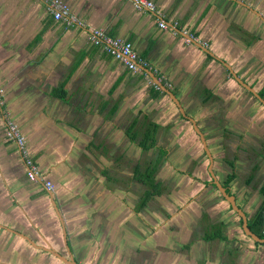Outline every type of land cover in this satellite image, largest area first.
Listing matches in <instances>:
<instances>
[{
  "label": "crops",
  "instance_id": "obj_1",
  "mask_svg": "<svg viewBox=\"0 0 264 264\" xmlns=\"http://www.w3.org/2000/svg\"><path fill=\"white\" fill-rule=\"evenodd\" d=\"M63 1L84 28L55 21L38 0H0V263L66 264L40 248L68 257L65 239L77 264H260V254L238 241L243 234L228 205L210 202L201 137L173 100L151 87L148 72L172 85L207 146L217 145L227 128L226 101L233 99L236 118L243 98L225 64L246 82H264V0H151L155 13L137 10L132 0ZM91 28L131 42L152 71H128L90 42ZM185 31L196 42L187 44ZM5 118L26 136L52 192L27 179L17 146L5 137ZM134 123L158 126L149 150H156L154 162L166 158L162 137L176 129L172 123L191 128L179 148L193 146L201 184L177 171L187 183L175 176L168 192L157 172L159 195L142 205L140 185L133 204L114 209L111 130ZM175 153L174 162L185 159ZM217 229L222 237L207 239Z\"/></svg>",
  "mask_w": 264,
  "mask_h": 264
},
{
  "label": "rangeland",
  "instance_id": "obj_2",
  "mask_svg": "<svg viewBox=\"0 0 264 264\" xmlns=\"http://www.w3.org/2000/svg\"><path fill=\"white\" fill-rule=\"evenodd\" d=\"M256 85L261 87V84ZM242 96L243 98L241 97L239 102H242L241 106L245 108L243 110L245 114L236 118H233L234 115H232L229 119L226 115H224L225 117L222 116V118L224 117V119H227L226 125L234 128L232 129L234 132L227 130L225 133L224 130H222L223 139L221 142L219 141L220 143H217V145L215 143L212 146H208L215 163L213 165L214 174L219 179H223L229 171L227 161L233 160L235 162L238 176L242 178L238 182V185L233 187L240 190L238 193L240 199H242V196L240 195L241 190L245 193L248 190L252 191L251 186L245 185V179L248 178L249 174L254 173L256 176V179L252 182L254 188L253 191L256 190V187L264 177V112L261 111V106L260 108L257 107V103L248 94V92H246V90H243ZM239 102L236 104L237 107L240 106ZM234 108L235 103H233V99L230 98L226 101V108L223 109V111L227 110L229 115L232 112H235ZM256 108H258V111ZM238 110L240 111V108H238ZM178 121H181L179 117ZM172 125H175L176 129L170 130L168 134L164 135V137H162V145L160 144L161 147L165 148L170 153L166 155V158L161 162L158 169L159 180L168 185V192H172V190H174L170 181H172V178L175 176L181 180V186H184L187 183L186 179H182L180 173L176 174L177 171H185L187 175L188 173H191V180L197 178L195 184L196 186L201 184L203 177V174H197V171L195 170L197 166L195 160L197 158L194 155L193 146L188 147V149L184 151L182 148H179L180 138H186L193 130L191 128H184L183 125H177V123H172ZM189 126L190 125H188V127ZM221 127L223 128V123ZM200 131L204 134L202 130ZM218 133L219 132L212 130L210 135ZM168 138L171 139L170 143ZM199 150L201 155L198 159H201L202 148ZM175 152L178 153L174 157L179 159L180 155L184 153L185 159L182 158L183 160L181 159L179 162H174L175 159L171 157V154ZM204 155L205 158L208 157L206 156L205 151H203V156ZM112 156L121 157L119 164L122 165L120 168L116 167L115 170L111 169V195H113L111 196V206H114V209H117L120 205L127 206L133 204L134 201L137 200L136 197L139 196L143 188L130 180L132 166L139 162L146 165L148 162L154 160L156 150L144 152L138 148L137 144H133L129 141L124 131L111 130V157ZM259 178L261 180H258ZM204 192H206V189L202 188L199 193L202 194ZM122 193H124V195ZM128 194L129 198H127ZM209 195L211 196L210 202H212V206H214L216 201L221 200L218 196V192L214 188L210 189ZM116 198L118 199L117 201H115ZM244 210L250 217H252L256 212V209L249 206H245ZM3 234H5L3 230H0V236L4 237ZM6 239H8V237H6ZM260 260V264H264V253H260Z\"/></svg>",
  "mask_w": 264,
  "mask_h": 264
},
{
  "label": "built area",
  "instance_id": "obj_3",
  "mask_svg": "<svg viewBox=\"0 0 264 264\" xmlns=\"http://www.w3.org/2000/svg\"><path fill=\"white\" fill-rule=\"evenodd\" d=\"M44 4L49 11L50 15L55 21L62 22L66 27L84 28L85 24L76 17L69 5L63 0H38ZM134 7L139 11H146L150 13H155L156 5L151 0H132ZM159 27L161 29H167V23L161 20L159 22ZM89 40L95 46L102 47L104 51L115 58L117 61L121 62L128 71L137 72L141 69H147L152 71V67L149 62L142 58L133 48L131 42L125 41L120 38H112L108 36L104 30L100 28H91L88 30ZM186 36L185 42L190 44L191 42H196L197 38L188 32H184ZM204 47H208L207 43H203ZM157 82L162 83L165 87L171 89L172 85L162 77L157 78ZM151 87L155 90H161L160 86L154 82L150 81ZM3 91L0 90V101L2 100ZM5 137L10 142H13L20 153L23 163L26 167V177L30 182H42L44 188L48 192H52L55 188L52 181L45 178L41 168L37 164L36 160L32 156L28 145L27 138L19 128V126L12 120L5 118ZM264 215V214H263ZM261 235L264 237V222L261 230Z\"/></svg>",
  "mask_w": 264,
  "mask_h": 264
},
{
  "label": "flooded vegetation",
  "instance_id": "obj_4",
  "mask_svg": "<svg viewBox=\"0 0 264 264\" xmlns=\"http://www.w3.org/2000/svg\"><path fill=\"white\" fill-rule=\"evenodd\" d=\"M244 81V80H243ZM247 85H249L251 88H253L255 90V92L259 95V97L261 99L264 100V96H260V93L262 91H264V82L263 81H260V80H257V81H254V82H246L244 81ZM256 84H261V87H258V85ZM239 86H241L239 84ZM241 88L243 90H246V92H248V94L253 98V100H255V102L257 103V107L260 108L261 106V111L264 112V104L260 101V99L255 96L252 92L248 91L246 88L242 87ZM245 108L244 107H240V112H239V115L238 116H241L242 114H245V112L243 111ZM257 111H258V108H256ZM260 113V112H259ZM230 117H232L231 114H227V118L229 119ZM233 118H235L233 116ZM227 128L224 129V132L226 133L227 130L231 131V132H234L232 131V129H234L233 127L231 128L230 126H226ZM236 127V126H235ZM130 128H126V130H124L125 132V135L126 137L129 139L130 142H132L133 144H137L138 145V148L141 149L140 145H139V141H136V142H133L131 141V139L129 138L127 132ZM236 132V131H235ZM205 137V136H204ZM208 147V146H207ZM156 148V147H155ZM160 148V147H158ZM204 148V147H203ZM205 151V150H204ZM145 152V151H144ZM167 154H169V152L167 151ZM207 155V153H206ZM208 156V155H207ZM212 157V162L214 164V159H213V156ZM162 160V159H161ZM121 161V157H116V156H112L111 157V169L112 170H115L116 167H121L122 165H120ZM154 162V160L148 162L146 165H143L142 163H136L132 166V169H131V172H130V175H132V177H134V182H136L137 184L141 185L143 188H145L144 190V193L142 194V197L144 198L145 196V192L148 190V188L146 187V185L144 183H142L141 181H139L136 176L137 175H142L144 174L146 171H147V168ZM162 161H159V164H158V169H159V166L161 164ZM211 162L209 160V166H210ZM227 165H228V173H226L225 177L223 179H218L217 176L214 174V171H213V165H212V171H213V175L216 177L217 181L221 184V186L223 188H225L226 190V193L229 195V196H232L235 198V203L237 205V207L239 209H241L246 217H247V220H248V224L249 222L251 221V219L254 217V215L256 214V212L258 211V209L260 208L261 206V203L263 201V197L261 196V193H260V189L262 187V185L264 184V177L262 178V181L258 184V186L256 187V190H254L253 188V185H252V182L256 179V176L255 174L251 173L249 174L248 178L245 179V185L247 186H251L252 187V191H247L246 193L241 190L240 192V195L242 196V199L239 198V189L237 188H234L233 186H237L238 185V182L240 181V179L242 177H239L238 176V173H237V167L235 165V162L233 160H228L227 161ZM262 170H263V167H262ZM158 172V170H157ZM156 172V174H157ZM208 173H209V170H208ZM209 177H210V180L208 182V185H210V187L216 189V191L218 192V196L219 198L221 199V201L225 202L227 205H228V208L230 210V212L235 216L237 217V224H236V227L237 228H240L241 229V233L243 234V238L241 240H238L239 242H242L244 243V246L249 249L250 251L253 252V254H257L259 255L260 253H264V241L263 242H258V241H255L251 236H248L245 234L244 230H243V221H242V218L238 215V213L236 211H234L232 205L230 202H228L224 197L223 195L221 194V192L219 191L218 187L214 184V179L212 178L211 174L209 173ZM258 180H261L260 178ZM255 193V194H254ZM251 196V197H249ZM140 202V200H139ZM245 206H249L251 208H254L256 209V212L254 213V215L252 217L249 216V214L244 210ZM250 229V228H249ZM250 231L255 234L251 229ZM256 236H258L260 239L264 240V237H261L257 234H255ZM252 243V247H249L248 245Z\"/></svg>",
  "mask_w": 264,
  "mask_h": 264
},
{
  "label": "trees",
  "instance_id": "obj_5",
  "mask_svg": "<svg viewBox=\"0 0 264 264\" xmlns=\"http://www.w3.org/2000/svg\"><path fill=\"white\" fill-rule=\"evenodd\" d=\"M236 81V80H235ZM157 92H160V90H156ZM260 96H264V91L260 93ZM137 123L132 124L130 129L128 130L127 134L131 141L136 142L139 141V145L142 149V151H149L155 146L156 137L158 133V126L156 124H148L144 125L142 127L137 128ZM161 154H164V150H161ZM162 158V157H161ZM153 162L148 168L147 171L142 175H137L136 178L144 183L148 190L145 193L144 200L142 201V205H145L152 197L155 195L160 194L161 186L156 181V172L158 170V164L160 159ZM261 196L263 197V201L261 203L260 208L254 215V217L251 219V221L248 224V227L257 235L261 236V230L263 227L264 222V184L262 185L260 189ZM222 232L220 229H217L212 234H209L207 236V239H214V238H221Z\"/></svg>",
  "mask_w": 264,
  "mask_h": 264
},
{
  "label": "water",
  "instance_id": "obj_6",
  "mask_svg": "<svg viewBox=\"0 0 264 264\" xmlns=\"http://www.w3.org/2000/svg\"><path fill=\"white\" fill-rule=\"evenodd\" d=\"M257 14L260 15L258 12H257ZM205 52L209 53V51H208L207 49L205 50ZM209 54H210V53H209ZM225 65H226V67L229 68V70H230V72H231L233 78L236 80V82H237L238 84H240L242 87L246 88L248 91L252 92V93H253L255 96H257V97L260 99V101L264 104V100L261 99V98L259 97V95L255 92V90H254L253 88H251L249 85H247V84H246V83H245V82H244V81H243V80H242L237 74H235V73L230 69V67L227 66V64H225ZM147 72H148V71H147ZM148 74H149L150 77L154 80V82H156V83L160 86L162 92H164L165 94H167V95L170 97V99L173 100V102L175 103V105L178 107V109H179L181 115H182L184 118H186L187 120H189V121L193 124V127L195 128L196 133L201 137V140H202V144H203L204 150H205V152L207 153V155H208V157H209V160H210V162H211L210 167H209V173L211 174L212 178L214 179V184L218 187V189H219V191L221 192V194L223 195V197H224L228 202L231 203V205H232L234 211H236V212L238 213V215L242 218V221H243L242 226H243V230H244L245 234L248 235V236H251L255 241L263 242L264 240L260 239L258 236H256L255 234H253V233L250 231V229H249V227H248V220H247V217H246L245 213H244L241 209H239V208L237 207V205H236V203H235V198L232 197V196H229V195L226 193L225 188H223V187L221 186V184L217 181L216 177L213 175V171H212V165H213L212 157H211V153H210V151H209V149H208V147H207V144H206V140H205L204 134L200 131V129L198 128V126H197V124L195 123V121H194L190 116H188V115L186 114V112H185V110H184V107L182 106L181 102H180L179 99L176 97V95L174 94V92H173L171 89L165 87L162 83L157 82L158 80H157V78H156V76H155L154 74H152L151 72H148ZM1 226H2V225H0V227H1ZM2 227L5 229L4 226H2ZM8 230H10V231H11L12 233H14V234H17V235H19V236L25 238V240H27L28 242H30L32 245L35 246V243H34L32 240H30L27 236H25V235H23V234H19L18 232H15V231H13V230H11V229H8ZM64 238H65V236H64ZM64 244H65L66 250H67V252H68V257H65V256H63L60 252H57V251L53 250V249L50 247V245H47L46 248H44V247H40V248H42V249L46 250L47 252L51 253L52 255H54L55 257H57L58 259H60L61 261H63V262L66 263V264H77V262L75 261V259H74L73 256L71 255L70 248H69V246H68V244H67V242H66L65 239H64ZM38 247H39V246H38Z\"/></svg>",
  "mask_w": 264,
  "mask_h": 264
}]
</instances>
